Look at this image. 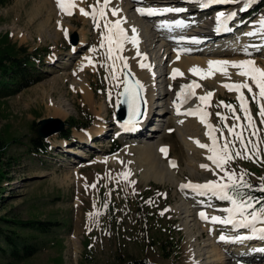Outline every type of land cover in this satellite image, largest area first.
Listing matches in <instances>:
<instances>
[{
  "label": "rangeland",
  "instance_id": "rangeland-1",
  "mask_svg": "<svg viewBox=\"0 0 264 264\" xmlns=\"http://www.w3.org/2000/svg\"><path fill=\"white\" fill-rule=\"evenodd\" d=\"M75 4L72 15L61 11L57 0H12L0 8V51L20 47L29 52L39 49L43 58V64L38 67L43 80L0 101V167L8 176L2 184L3 198H0V264H122L131 259H149L156 264H197L202 260L200 257L206 258L202 247L209 237L202 231L200 236L197 234V241L195 237L193 242L189 241L183 225L186 220L185 211L178 209L186 202L183 198L188 192H185L186 188L177 191L176 186L159 183L151 178L148 163L140 157L139 142L160 140L166 151H161V148L159 153H168L169 150L163 161L166 166L169 161H174L175 167L172 162L170 165L176 174L179 188L189 182L227 183V172H233L237 177L243 173V180L248 181L249 178L252 188L260 187L262 185H257L258 182L264 183V118L259 115V110L264 99L260 98L254 85L255 100L247 89L242 90L255 124V129H250L239 107V93L223 86L229 83V77L223 76V80L220 79L222 73L217 69V83L222 80L223 84L218 83L222 89L204 80L203 82L202 79L196 80L201 86L204 85L206 93L207 90L214 93L209 104L203 105L213 127L220 130L215 133L218 140L223 141L224 137L232 140L225 124L231 126L236 122L233 114L221 102L235 107L236 115L241 117L240 123L245 128L243 134L251 140L247 148L238 141L231 148L233 152L240 150L243 157L252 158H235L225 165V171H221L207 159L212 154L208 149L196 147L193 153H188L178 135L173 117H167L164 127L152 131L151 137L123 135L118 130V122L123 121L117 120L116 109L120 105L125 67L124 62L115 57L122 56L128 63L127 58L132 54L124 51V44L122 51L114 53L113 59H109L106 42L103 40V35L106 34L105 20H101L99 16L98 20H93L91 15L86 17L79 11L84 8L91 12L89 6L97 5V0H75ZM261 6L263 9L258 11ZM110 7L115 8L109 5L108 8ZM223 7V4H219L217 9ZM214 11L215 9H211L208 15L203 14L204 18H208ZM245 11L236 19V23L240 24V36L253 27L256 21L264 19V0H255ZM119 14H122V9ZM106 19L112 21L113 18L107 15ZM202 19L199 18L200 21ZM97 21L99 28L96 27ZM73 35L77 36L76 42L73 41ZM234 39L236 34L231 38L226 37L225 43L231 41L229 44H233ZM102 43L105 44L104 47H101ZM253 43L259 41L253 40ZM161 48L158 44L154 50L157 63L161 59ZM248 50L255 51L256 46ZM234 54L229 53L224 58H250L256 63V67L264 70V49L260 53ZM153 64L157 66L155 61ZM127 68L130 69L129 66ZM234 68L230 66L227 71L231 74V71L233 73L238 70ZM161 71L164 73L166 70L161 67ZM81 75L89 83L93 95L92 104L86 103L83 93L73 85ZM247 82L252 83L251 80ZM161 87L162 92L167 91L165 84ZM170 91L172 98L175 89ZM161 98L158 90L155 99L158 101ZM61 107L65 110L69 108L72 114L68 118H62L52 112L54 108L60 110ZM154 108H157V103H154ZM158 112L159 108L153 110L152 118H155V122L151 126L157 127ZM217 113L228 119L221 120ZM46 118L61 119L66 124V130L50 137L47 140L50 145L48 154L38 157L30 151L31 139L38 135V128L33 130V123ZM140 121L142 119L132 125L127 124L129 129L126 133H133L136 129L131 131V127ZM98 123L105 126V132L101 136H96L92 130ZM197 126L201 130L196 122L191 127L197 129ZM67 130H70V136L65 138L63 134ZM252 131H256L255 136L251 134ZM80 135H86L89 140L81 141ZM199 135L195 140L211 146V139L205 137L203 131H199ZM144 137L146 139H142ZM253 145L256 146L255 152L251 151ZM79 152L89 156L84 157ZM201 165H208V168ZM187 169H196L199 175H191ZM126 172L129 173L127 179L122 175ZM93 184L96 186L92 187ZM238 191L241 194L238 198L250 197L248 187H241ZM189 195L192 199L186 203H190V208L201 204V209L207 213L209 220L217 215L222 220L232 215L223 211L232 207L231 202L221 200L211 192L207 194V198H200L199 192L192 191ZM198 200L200 204L197 203ZM89 213L92 217L88 218ZM4 218L13 221H51L60 225L51 227L48 233L43 234L27 227H15L13 223H4ZM193 233H197V230ZM6 236L18 242L27 241L38 245L40 251L21 262L12 261L11 250L6 248ZM72 243L75 244V249ZM164 247L167 248L169 257L165 255ZM252 248L253 246H248L247 252ZM234 249H239V246H233L232 250ZM220 253L221 263L229 264L232 258L230 254L234 252L229 253L226 249ZM231 264H235V261Z\"/></svg>",
  "mask_w": 264,
  "mask_h": 264
},
{
  "label": "bare ground",
  "instance_id": "bare-ground-1",
  "mask_svg": "<svg viewBox=\"0 0 264 264\" xmlns=\"http://www.w3.org/2000/svg\"><path fill=\"white\" fill-rule=\"evenodd\" d=\"M180 3L181 4L179 8L181 9H185L188 7L193 8V9L187 12H183L182 16L187 17L188 19V26L182 29V32H179L177 34H174L173 32H167L164 29L163 24L160 21L154 22V21L147 20L149 18L147 16H144V14H141V11H139V10H143L145 13L148 7H154L155 9H164L167 5H169L167 1L165 0H111V3L109 5L119 10L122 9V14H119L118 16H115V17L112 16L109 13L111 9L110 7L107 9L108 10L107 15L111 16L113 19L115 18V20L121 19L122 21L121 26H123V28L126 30L128 37L137 39L136 44L131 43V39L125 41L124 51L131 52L132 54L127 58L128 60L127 65L130 67V71L134 74L135 78L140 82V84L143 85L142 87L143 96L147 104V109L145 110L142 121H140L138 124H135L133 127H131L132 128L131 131L136 129L133 131V133L131 132H130L131 134L126 133L127 129H129V125L123 122H118V128H119L118 130L121 131L123 135H126V134L131 135V136L135 135L136 136L135 138H139L145 135L148 138L153 135L152 131L155 132V130H157L158 128L159 130H161V127L163 126V123H165V119L167 117H171V118L173 117L175 125L177 126V131L179 132L178 135L181 137V140L183 141L185 147L187 148L188 153L190 152L191 154L194 152L195 150L194 148L197 147L200 149V147L196 143L197 140H195L196 138L200 136L199 131L200 132L203 131V135L207 138H210L207 135L209 129L205 123L201 122L200 115L198 114V115L190 116L188 114L190 110L196 111L197 109H203L204 111H206V107L205 105H203L204 103H202L196 97V95H198V97L205 95L206 91H204V88H203L204 85L201 86L202 88L194 87L192 89V92L195 93L194 98L192 99L188 98L187 100H185L183 97H178V94L181 92V87L183 85L191 84L193 81L198 83L196 80L197 79L200 80L201 75H208L209 72H211V75L209 76V78L202 79V81L204 80L207 83L209 82L210 85H213L214 87L222 89V87H220L219 84L220 82H222L223 76H226V75L220 72L222 73L221 75L222 77L220 76L221 78L220 77L219 78L222 80H219L218 81L219 84H218L217 83L218 75H216L215 73H218L216 71H218L219 68H222V67L225 68L227 71L230 68V64L224 65V66L213 64L212 68L209 69V62L210 61L223 62L225 60L227 62H239V61L251 60L250 58L249 59L244 58V60H241V59L230 60L231 58L230 59L224 58L226 55L232 52L235 54H240V55L242 53L249 54L251 52L260 53L262 49H264V46H261L262 42L264 43V31L261 30L260 22L264 19H259L258 21H256L255 22L256 24L253 27H250L249 29H247L246 32H244L242 36L238 34V36H236V39L232 40L233 44H229L231 41H229L228 43H225V42H217L215 40H212V41L207 42L206 44H203L205 45L206 48H205V51L202 53L197 52L194 54L180 55L178 53L177 47L174 46L175 43H173L174 36H178V35L183 36L184 34L202 33L203 35H205V37H210L213 34L212 32L213 24L211 23L213 18L212 17H208L206 19L204 18L203 11L206 9L204 6H202L201 3L194 4V3L187 2L184 0L181 1ZM253 3H255V0H227V2L219 3L220 5L223 4L224 7L218 9L216 12L218 14H221V13L224 14L229 11L234 12L235 13L234 21L236 23L235 19L241 16L240 13L246 12L245 10H248L250 5H253ZM166 8H169V7H166ZM86 17L84 16L86 20H89V18H86ZM177 17H180V16H177ZM200 17L203 18L201 21L199 20ZM113 19L112 21H115ZM66 23L67 22H65V24ZM239 27H240V24H237V28ZM133 28L136 30L135 32L132 31ZM67 30H69V26L67 27ZM177 31H179V29H177ZM249 33H256V34L249 35ZM81 34L83 33L81 32ZM192 37L199 38L200 35H195ZM253 40L254 42L259 41V43L255 44L253 43ZM82 44L83 43L81 40L80 45ZM126 44H128V46H126ZM156 44L157 45L160 44L162 47L161 50L159 51V53L160 52L162 53L159 63H157V60L154 59V50L157 47ZM254 46H256L255 51L248 50L250 48H253ZM241 48L243 50H240ZM218 53H224V55L218 54ZM154 61L157 64V66H154L153 64ZM142 63L145 65H148V67H143V68L140 67ZM197 66L200 69L204 70L203 73L193 74L190 71V69H192L193 67H197ZM161 67L165 68L166 71H164V73H162ZM255 67H256V63H255ZM174 69H179L180 72L183 73V75L181 76L177 74L176 77L173 78ZM234 69H237V68H234ZM238 71L239 70H235L233 71V73L231 71V74H230V71H227V73L230 74V76L227 75V77H230L229 79L231 83L243 82V80L246 79L243 76L237 75ZM87 82L88 81L85 80V78L83 79L81 75L79 78L76 79L73 85H76L78 90H80V92L83 93L86 103L92 104L93 95H92V92H90L89 83ZM215 83H217L219 87L217 86V84L215 85ZM164 84L165 86H167L166 92H162L163 89H161L162 88L161 86ZM169 89L170 90L175 89V93L172 95V98H171V93H170L171 91ZM158 90L161 92L162 98L158 99L157 101L155 99V96ZM209 91L211 92V90ZM209 91L207 90V93ZM184 92H185V96H188L189 90L185 89ZM154 103H157V108H154ZM66 106H68V104ZM158 108H159V112L157 113L158 115L157 116L158 122L156 123L157 127L151 126L152 122L153 121L155 122V118L154 119L152 118L153 110H158ZM52 112H56L57 115L62 118H68L72 114L69 108L65 110L62 107L60 110H58V108H54ZM99 114H101V111L99 112ZM195 122L198 123V125H200L201 130L198 129V126H197V129L191 127L193 124H195ZM207 123L212 125L209 117H207ZM98 124H96V126L93 127L92 130L94 132L93 131L92 132L93 134H96V136H101L105 132V126L100 125V124L98 125ZM152 127L154 128L152 129ZM146 137L142 139H146ZM155 137L153 138L155 139ZM79 138L81 141H84V142L89 140V138L86 135H83V136L80 135ZM199 142L202 143L201 141ZM139 143H140L139 145L140 149L138 150H139L140 157L144 162L148 163L150 172L152 173L151 178L155 179L159 183H169L173 186H176L177 191L182 190L181 186L180 188L177 187L178 180L176 178V174L174 170H172L173 169L172 166L170 165L171 162H174V161H169L167 166L165 164V161H163L166 154L169 153V150H168L169 148H167L168 153L161 154L159 153V151L161 148L163 149L165 146L161 145L162 143L160 144V140H158L157 142H153V141L145 142L144 141V142H139ZM79 153L81 154L82 152H79ZM81 155H83L84 157L89 156L87 154L84 155V153ZM187 170L189 171L191 175H194V176L199 175V172L196 169L195 170L187 169ZM190 189L191 188L185 189V192H188V194L185 195L183 198L186 202L192 199L191 195H189L191 193ZM203 191L199 190L200 198H207L208 197L207 194L210 192H207V191L203 192ZM186 202H183L182 205L178 207V209H182L185 211L186 220L183 222L184 223L183 225L185 226V230L187 231V234L189 236V241L193 242L194 237H195V241H197V238H198L197 234L198 236H200V234H202V231H205L207 233L206 235H208L209 237V240L204 241V246L202 247V251H205L204 256H206V258L203 259V256L200 257L202 260L199 261V263L197 262V264H201V263L202 264H220L222 260V253L220 252L225 251L226 249L229 253L231 251L234 252L233 254L232 253L230 254L232 255L231 256L232 258H230L229 264H231L232 261H235V264H261V263L264 264V245L253 247L249 252H247L248 246L246 244L230 243L228 240L236 237L237 232H242L241 228H237L236 230L235 229L236 227L235 226L231 227L230 224H224L219 221H213L212 219L209 220V217L206 215L207 213L205 215L208 217V219H202L200 216V213L201 212L204 213V211L201 209L202 207H201V204L199 203V200L197 201V203L200 205H196L191 208H190V203L188 204ZM213 217H219V216L217 215ZM238 217L240 216L234 215L233 219L235 220V218H238ZM262 219H264V216H262ZM255 227L257 229L264 228V223H257ZM247 228H250V227H247ZM195 229L197 230V233H193ZM243 231H244V228H243ZM248 234L253 235V233H248ZM221 237H224V239H221ZM240 238L241 236L238 237V239ZM74 245L75 244H73V246ZM233 246H239V249L232 250ZM74 249H75V246H74Z\"/></svg>",
  "mask_w": 264,
  "mask_h": 264
},
{
  "label": "snow or ice",
  "instance_id": "snow-or-ice-1",
  "mask_svg": "<svg viewBox=\"0 0 264 264\" xmlns=\"http://www.w3.org/2000/svg\"><path fill=\"white\" fill-rule=\"evenodd\" d=\"M227 2V0H201L202 6H207L209 4L214 3H223ZM111 3V0H97V5L99 7L97 8V5H90L89 7L92 9L91 12L85 10L84 8H80L79 11L82 15L89 16L91 15L93 20L97 19V16H99L101 19L105 20L104 28L106 29V34L103 35V40L106 42V46L108 49V57L109 59H113L114 53H119L122 51L125 41L131 39V43L136 44L137 39L136 38H130L128 37L126 30L121 26L122 21L121 19H117L115 21H108L106 19L107 12L106 9H108L109 4ZM57 5L61 9V11H65L68 15H72V8L76 7L75 0H57ZM119 9L112 8L111 9V15L112 16H118L119 15ZM141 11V14H153V12L149 11L148 13H144L143 10ZM167 11H173V9H167ZM175 11H182V9H176ZM234 15V14H232ZM230 17H224V14L221 13L218 17V23H223L225 20L229 19ZM261 30L264 31V20L260 22ZM96 27L99 28L100 24L99 22L96 23ZM133 32L136 30L133 28ZM256 33H249V35H254ZM65 35L67 36V32L65 31ZM105 44L102 43L101 47H104ZM93 51H96V49H93ZM139 55V53H138ZM115 58L121 59L124 62V67L127 68V62L122 56H116ZM146 58V57H145ZM213 64L217 65H229L231 67L237 68L239 71L237 72V75L243 76L246 78L244 82L239 83H226L223 86L228 88L230 91L234 90L239 93L238 100H239V107L242 110L244 114V118L247 120L248 127L250 129H255V124L253 122V118L250 114V110L248 107V101L244 95L243 89H247L249 93H252V98L256 99V93L253 92V85L256 89H258V94L260 98L264 99V70L255 67V62L252 60L247 61H239V62H227V61H210L209 62V69L212 68ZM113 68L115 67V64L113 63ZM140 67H148V65L141 64ZM224 75H228L225 68L219 69ZM190 71L193 74L203 73L204 70L200 69L198 66L193 67L190 69ZM183 75L182 72H180L179 69H174L173 71V78L176 77V75ZM211 75V72H209L208 75H201V79H207ZM117 77H114V79ZM230 78V77H229ZM247 80H251L252 83H248ZM143 85L140 84V82L137 80L135 82V86L133 87L131 84H129L125 90L124 93L129 97L126 103H128L129 108L131 110V116L129 117L128 121H126V124L132 125L134 124L135 117H138L139 115H142L140 113L139 108L140 105L138 101L142 100L143 98L139 96V89L142 88ZM194 87H201L198 83L193 81L191 84L183 85L181 87V92L178 94V97H183L185 100L190 98V96L194 95L195 93L192 92V89ZM188 89L189 93L188 96H185L184 90ZM214 95L213 92H208L203 96H199L198 99L204 103L205 105H208L210 102V98ZM146 103V101H145ZM221 104L228 109L230 113L233 114V117L235 119V123H233L231 126H228L225 124V127L228 131V133L232 136V140H229L227 137H224L223 141H219L217 135L215 134L217 131H220L219 129L213 127V125L207 123V117L209 116V113L204 111L203 109H197V111H189V115H196L199 113L200 120L202 123H205L209 129L207 135L210 137L212 143L211 146L208 144L200 143L198 140L196 143L201 148L208 149L209 152L212 154L207 157L208 160L212 161L213 164L216 165L217 168H219L221 171H225V165L235 159V158H248L251 159V156L243 157L240 150H237L235 152L232 151L231 145H233L235 142H240L244 148H247V144L251 143V140L249 138H246L244 136V125L240 123L241 117L239 115H236V109L234 106L230 104H224V102H221ZM221 120L226 121L228 119L227 116H223L220 113L216 114ZM259 115L264 118V104H260V110ZM262 123H264V120H262ZM253 136L256 135V131H252L251 133ZM161 151H166V149H161ZM252 152L256 151V146L253 145V148L251 150ZM173 167H175V164L173 163ZM203 168H208V165H201ZM125 179H127L129 173H123L122 174ZM243 173L240 174L238 177L233 172H227V183H220L218 181H208L204 184H192L189 182L188 184L182 185V188H192L195 190H206L207 192H211L214 196H217L221 200L230 201L232 204L231 208H225L223 211L228 212L232 215H229L227 219H221L220 217H212L211 219L213 221H219L224 224H234L236 221H234L233 216L239 215L241 217V220L238 222L239 226L241 227H251V230L253 232L259 231L260 233L264 234V228L257 229L255 225L257 223H264V219H262V216H264V206H261L259 209L255 208V204L253 202L252 197L247 198H238L241 196L238 189L241 187H251V185L247 184L246 181L243 180ZM235 177V178H234ZM96 185L93 184L92 187H95ZM261 191H264V187H261ZM249 209H252V211H249ZM163 214V213H162ZM91 215V214H90ZM96 215H99V213H96ZM200 216L202 219H208V217L205 215V213L201 212ZM250 217V219H249ZM246 238H253V237H246ZM260 238L264 239V235H262ZM221 239H224V237H221Z\"/></svg>",
  "mask_w": 264,
  "mask_h": 264
},
{
  "label": "trees",
  "instance_id": "trees-1",
  "mask_svg": "<svg viewBox=\"0 0 264 264\" xmlns=\"http://www.w3.org/2000/svg\"><path fill=\"white\" fill-rule=\"evenodd\" d=\"M12 0H0V8L9 4ZM263 6L259 8L261 11ZM41 50L36 49L33 52H29L26 48L20 47L18 49H8L0 51V101L14 95L21 93L22 91L38 84L43 80L40 76L41 69L38 68L43 64V58L40 55ZM76 125V122H74ZM38 128L36 122L33 123V130ZM70 130H67L63 136L68 138L70 136ZM67 133V134H66ZM30 151L40 157L48 154L50 145L47 140L41 139L38 135L32 137L30 142ZM0 166H1V144H0ZM8 178L7 172L3 171L0 167V198L2 197V184ZM251 185L249 189L250 197L253 198V202L256 209L264 206V191H261V187H264V183L258 182L255 188H252L250 179L246 181ZM247 188V187H246ZM4 223H13L15 227L18 225L21 227H27L37 233H48L51 227L59 226L60 224L53 223L51 221L40 220H28V221H13L7 218L3 219ZM1 233V232H0ZM6 248L11 250L12 261L21 262L28 257L34 256L40 251V246L27 243V241L18 242L10 236L5 237ZM5 251V249H4ZM166 251V252H165ZM164 252L169 257L167 248L164 247ZM122 264H156L149 259H131L130 261L123 262Z\"/></svg>",
  "mask_w": 264,
  "mask_h": 264
},
{
  "label": "water",
  "instance_id": "water-1",
  "mask_svg": "<svg viewBox=\"0 0 264 264\" xmlns=\"http://www.w3.org/2000/svg\"><path fill=\"white\" fill-rule=\"evenodd\" d=\"M73 41H77V36L73 35ZM137 79L135 78L134 74L130 71L129 68H125L124 70V87L120 93V105L117 107L116 115L118 121L126 122L128 121L129 117L131 116V110L129 108L127 101L129 97L124 93L125 88L131 84L133 87L135 86V82ZM139 96L143 99L138 101L140 108L139 111L142 115L133 118L134 122L140 119H143L145 113V100L143 96L142 88L139 89ZM38 126L37 134L38 137L44 140H48L50 137L62 133L66 130V124L64 121L58 118H46L36 121Z\"/></svg>",
  "mask_w": 264,
  "mask_h": 264
},
{
  "label": "crops",
  "instance_id": "crops-1",
  "mask_svg": "<svg viewBox=\"0 0 264 264\" xmlns=\"http://www.w3.org/2000/svg\"><path fill=\"white\" fill-rule=\"evenodd\" d=\"M90 214H91V213L88 214V218H89V217H92V214H91V215H90Z\"/></svg>",
  "mask_w": 264,
  "mask_h": 264
}]
</instances>
